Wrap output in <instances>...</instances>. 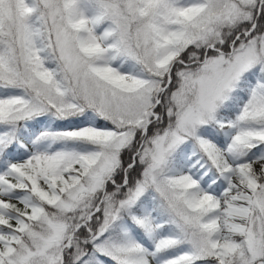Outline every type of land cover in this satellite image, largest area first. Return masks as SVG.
Returning <instances> with one entry per match:
<instances>
[{
  "label": "snow or ice",
  "instance_id": "snow-or-ice-1",
  "mask_svg": "<svg viewBox=\"0 0 264 264\" xmlns=\"http://www.w3.org/2000/svg\"><path fill=\"white\" fill-rule=\"evenodd\" d=\"M0 264H264V0H0Z\"/></svg>",
  "mask_w": 264,
  "mask_h": 264
}]
</instances>
